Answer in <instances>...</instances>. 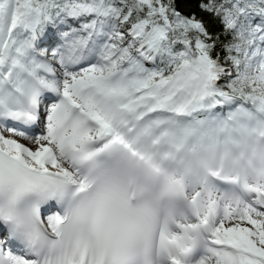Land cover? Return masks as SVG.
Masks as SVG:
<instances>
[{"label":"snow or ice","instance_id":"snow-or-ice-1","mask_svg":"<svg viewBox=\"0 0 264 264\" xmlns=\"http://www.w3.org/2000/svg\"><path fill=\"white\" fill-rule=\"evenodd\" d=\"M0 264H264V0H0Z\"/></svg>","mask_w":264,"mask_h":264}]
</instances>
